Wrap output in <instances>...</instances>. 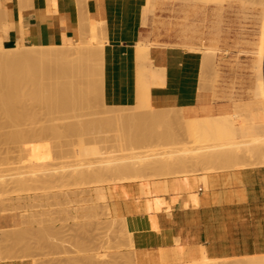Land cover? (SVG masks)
<instances>
[{"label":"rangeland","instance_id":"obj_1","mask_svg":"<svg viewBox=\"0 0 264 264\" xmlns=\"http://www.w3.org/2000/svg\"><path fill=\"white\" fill-rule=\"evenodd\" d=\"M263 8H264V6L262 5L261 2H256L254 0H223L222 2H218L217 0L210 1V2L206 1V0H147V3L144 7V12H143V14H144V25H145V37L142 40H140L138 43V44L141 43L140 44L141 46L137 44V48L140 47L139 48L140 51L137 50V52H138L137 54L139 55L138 56V68H139V74H140V78H141L140 85H142V86L145 85L146 88L149 87L152 89V86L157 85V84H164L165 80H166V68L165 67H158V66L154 65L152 58L151 57L147 58L150 55V52L148 53V51H150V49L152 47H154V46L180 47V48H184L185 50H190V51L194 50V52L198 51L202 55V58H204L202 60V68H201V74H200L201 75V89L204 91H207L209 93H212L213 99H215V100H237V99H242L244 97L254 98L253 91H254V88L256 85V75H255L256 72L253 68L254 67L253 65L255 64L254 61H256V59L259 56L261 46H263V49H264V35H262V31H263L262 30L263 29L262 18H263V10H264ZM231 11H234L239 16H242L239 23H238V26H239L242 33H239L238 35H234V36L231 34L232 27L228 24V22L226 20L228 12H231ZM211 13H213V19H210ZM79 33L78 34L80 35V38H79V35H77V38L75 40H73V41L70 40L69 42H67L63 45H55L54 49L57 52V54H64L65 56H67V58H69L71 60H76L77 58H79V56L82 55L83 50L86 51V49L88 50V49L92 48L90 50H92V52L94 51L96 53H94V54L92 53L90 58L87 61V65H89L90 67L87 66V68H86V69H88L87 73L89 75L86 73V75H87L85 77L86 83L84 84V86L86 85V88L88 87L89 84H90L89 88L91 86H94L92 89L93 91L96 88L95 85H97L96 89H98V90H99V88L103 89V87L100 86L101 84H98V83H100V80H99L100 76H97V74H96V76L98 77V80H99V82H98V80H95V78H94L96 76H94L95 74L93 73V71L95 72L96 68L100 67L99 69H97V71L99 70V72L101 73V65H100L101 61L100 60L102 58L101 56L104 55V47H105V43L107 41L106 35L104 32V22H102V21L90 22V21H87L86 18H83V20L80 24ZM260 41H261V43H260ZM145 44L150 49L146 46H145L146 47L145 48L143 46ZM51 45H52L51 47L48 45V47L50 49H52V47H54L53 44H51ZM30 47H32V46H30ZM36 47L42 48L41 46H39V47L36 46ZM45 47H47V45H45ZM84 47H87V48L85 49ZM88 47H90V48H88ZM141 47H144L145 51H144V48L142 49ZM19 48L23 49V47L22 48L19 47ZM90 52H86V53L89 54ZM53 53L56 54L54 51H53ZM90 61H92V62H90ZM98 61H100V62H98ZM94 62H95V64H93ZM96 63H97V65L99 63V66L95 67ZM91 66H93L92 67V70H93L92 73L89 70V69H91ZM97 71L95 73H98ZM100 73H98V75ZM91 75L94 76L92 78V79H94V81H91L92 79L89 78ZM88 78H89V80H88ZM90 81L92 83L93 82L94 83L97 82V83L92 85V83H90ZM98 86H99V88H98ZM89 88H88V90H89ZM102 89L99 90L100 93H101ZM98 90H95L94 92L97 93ZM90 91H91V89H90ZM93 91L90 92L92 94H90V98H89L90 106L88 108L81 110V111L76 110V109L75 110L72 109L68 113H64L65 116L62 114L61 116L57 115V117H51V116L44 115L43 112L41 111L42 113L41 112L37 113L39 115L36 114L35 116L32 117L33 119L30 118L31 120L25 119V120L20 121L21 125H19V126L17 125V124H19V122H15V123L9 122L8 123V122H6L7 120L0 117V120H1L0 121V157H1L0 158V167L2 168V169L0 168V171H1V173H0V190L2 191V192L0 191V207H3V206L6 207V208L5 207L0 208L2 210V211L0 210V220H1L0 231L2 232V230H7L9 234H12L14 232L12 229H14V230L18 229V230H16L18 233H19V231H20V233L24 231V232H26V233L23 232L25 235L30 234L32 236V237L30 235L25 236V235H23V233L18 234L16 231H15L14 235L12 234L10 236H8L9 234H7V231L6 232L3 231V233L0 232L1 237H2V234L7 235V236L3 235L4 237H8V239L2 237L4 240H6L4 242H7V245L4 242H2L3 239L0 237V247L2 246L1 245L2 243L4 244L0 248V250L3 252L2 253L0 251L1 257L4 259H9V260L24 261V262H26V264H260V262L262 264H264V254L248 255V256H242L239 258H213L207 254L204 245H201L199 247V250L197 253L191 254L189 261H187V260L186 261H182V260L181 261H169L168 255L166 253V248L164 247V244H165V242L167 243L169 237L167 235L163 234V232L159 226L157 214L153 213V212L157 211L161 206L157 209L146 210V219H144V220H138V216L130 217V216L120 215V213L116 210L115 204H114L116 201L117 191L120 188H122L126 183H132L133 182V183L141 184V181H139V180L134 181L132 179V177H130L131 179L127 178V181L124 182L125 179H123L124 181L123 180L120 181L121 178H124L121 175L108 174V172H106L107 174H105L104 172H105V170H107V168L106 169H104V168L107 167L109 164L106 165L108 162L106 163V162H102V161H105L107 159L106 157L126 158L125 159V160H127L126 162L131 164V162L132 163H134L135 161L139 162L140 161L139 159H141V158H142L141 161L142 160L147 161V160H149V158L151 160H152V158H154L156 160V159H161L163 156H164L163 158H165V155H166V157L167 156H169V157L173 156V159H175V158L178 159V158L184 157V156L182 157V154L185 155L186 157L191 156L193 154H194V156L198 154L199 157H197L198 158V160L196 161L197 164L195 163L193 166L192 165L189 166V169L191 170V168H192V170H193L192 172L194 174L191 173V175H190L189 174L190 172H189L188 175H187V173H185V175H183L184 173L181 174L182 171L180 170L181 172L178 174L179 176L175 175L173 177L169 176V177H164V178H157L154 175L157 178V179H154L153 174L155 173V171H153V169H150V170L146 171L147 174L149 173V178H147V179H150V180H164V179H176V178L181 179L185 176H189L191 178L198 180V183L201 182V184L204 185V183L207 184L209 182V175L210 174L220 171L219 170L220 168L217 167V164L222 165V162H221V164L216 163L219 160L214 162V160L218 159L219 156H218V158L215 156L216 159L212 160L213 162H211L210 159L213 156V154H212V156H210V159H209L208 157H206V155L208 156V154H206V153L204 154L205 159L203 160V158H204V157H202L203 152H206L205 150H211L213 152L214 148L218 149V150L219 149L222 150L225 147H232V146L226 144L227 142H225V145H227V146H224L223 140H222V143H221V140H217V141L216 140H209V141L204 140V141H202L199 139L196 140L192 136H189V134H190V133H188L189 127H187L186 125L189 126V118H188L187 114H190V113L184 111L183 108H160L161 110L166 109L167 111H165V113H163V117L161 115H159L160 113L158 114L161 118L158 116L157 117L158 119L156 117H155L156 119H154V117H153V119L155 121L157 120L159 122L156 121L157 122L156 123L153 120H151L152 123H154V126L152 127V125H151L152 128L150 126H148V127L151 128V130L153 128L154 129L152 131L149 129L150 131H148V132L150 134H146L148 132H144L145 135L144 134L143 135L145 137H144V139L143 138L142 139L143 140L146 139V140L143 141L142 139H140L139 143L140 142L141 143L137 144V142H138L137 134H133L132 132H127V133H129L127 135V133L124 132L125 129L123 128L124 126H127V125L122 124V122H121V124H119L120 119H118V118H120V117L112 116L117 111V109H118L117 106L114 105L116 107V111L114 113H111L113 108L112 109L108 108L109 106L107 107V104H105L104 102L100 103V102H102L100 97H102V99H103V93H101L102 96H100L99 95L100 93L98 92L99 94H97V95H99L100 97L97 96L98 98L95 99L96 97H93L95 94ZM143 91L144 90H141L142 94L144 93ZM141 93L138 92L135 103L129 105L132 109H129V110L124 109L125 113L123 114L124 110H122V108H121L122 111L120 110V112H122L123 116L128 115L129 112L130 113L128 116L131 115V112H132V114L140 113L141 114L140 116H142L143 113H145V112L146 113L148 111L152 112L153 111L152 108H154V111H156V113H157V109H159V107H156L153 105L151 97L149 98L151 100H149L148 98H145V97H147V95L145 96L143 94L145 96V97L143 96L145 98L143 100L145 101L147 99L148 102L150 101L149 102L150 104L148 103V105H147V103H146L147 101H145V105L141 104L142 100L140 102V100L138 99V97H139L138 94L141 95ZM87 96H89V95H87ZM91 102L93 105H91ZM139 102L141 105L139 104ZM99 103H100V105H99ZM254 103L255 102H253L252 105L246 104V105L233 107L234 112H236L237 109L251 110L254 106ZM126 106H128V105H126ZM121 107H123V106H121ZM130 107H128V108H130ZM97 108H99V109H97ZM102 108L103 109L107 108V109L104 111ZM124 108H126V107H124ZM155 108H157V109L155 110ZM87 109L89 112L87 111ZM108 109H110L111 112H109ZM40 110H43V109H40ZM85 110H86V113H84ZM114 110L115 109H113V111ZM73 112H75V113H73ZM97 112H99V113H97ZM161 112H164V111H161ZM69 113H70V115H69ZM81 113H82V116L80 115ZM116 113H118V112H116ZM122 114H121V117H122ZM150 114L151 113H149L148 115H150ZM246 114H248V113H246ZM67 115H69V116H67ZM145 115H147V114H145ZM148 115H147V117H148ZM45 116H47V118ZM106 116L108 117L107 118L108 120H111L112 117H116L115 119H118V120L116 121V120L112 119L114 121L109 122V121H107L106 118L104 119V117H106ZM119 116H120V114H119ZM128 116L127 117L125 116V117L129 118ZM136 116L138 117L139 115L137 114ZM49 117H51V118H49ZM59 117H60V119H59ZM99 117H102L104 119V122H99L98 125L100 128L98 127V125L95 128L92 124H96L98 122V120L100 119ZM132 117L134 118V115ZM151 117L152 116H150V118ZM126 118H125V120H126ZM122 119H124V117H122ZM122 119H121V121H122ZM134 119H133V122L134 121L136 122V120H134ZM24 121H25V123H24ZM105 121H107V122L105 123ZM118 121H119V123H118ZM186 121H187V123H186ZM4 122H6V123L4 124ZM92 122H95V123H92ZM149 122H147L148 125H150ZM50 123H53V125ZM83 123H84L85 127L86 126L89 127L87 129V131L81 129L84 127ZM104 123L106 125H104ZM108 123H110V124H108ZM155 123H156V128H155ZM72 125H73V127L71 128ZM102 125L104 127H102ZM115 125H116V128H114ZM48 127H50V128H48ZM57 127L60 130V132L58 130V134L57 133L54 134L55 131H57ZM75 127H78L79 129L75 128ZM92 127H94L95 129ZM19 128H21V130H19ZM45 128H47L48 130ZM103 128H104V130H103ZM108 128H109V130H108ZM42 129L45 131L43 132ZM80 129H81V131H80ZM114 129H116V130H114ZM46 130L49 133L46 132ZM95 130H97V131H95ZM121 130L123 131V133L120 134V132H122ZM154 130H155V132H154ZM26 132H29L30 134L33 133L34 136L30 135L31 136L30 137L28 135L29 133H26ZM41 132H43L44 135L46 133V137L47 136L48 137L45 138L43 136L44 139H42V135L40 134ZM51 132H53V133H51ZM71 132H73V134ZM171 132H173V133H171ZM238 132H239L240 137H238L237 138L238 140L236 139L235 141H239V140L241 141L242 140L241 144L242 143L245 144L244 139L251 138V137H245V136L243 137V133H244L243 129H241ZM5 133L8 136H6ZM23 133H25V135ZM36 133H39L38 134L39 136H37ZM50 133H51V136H50ZM80 133H81V136H80ZM117 133H119L121 136L122 135L126 136V137L122 136V139H127V140L126 141L123 140L121 143V141L118 140L121 137ZM130 133H132L133 135L132 134L130 135ZM155 133H157V134H155ZM26 134L28 135L29 138H26L27 137ZM158 134L159 135L161 134V137ZM10 135H11L12 139L10 138ZM14 135H16V136L18 135V137H16V136L14 137ZM62 135H63V137H62ZM114 135H116V136H114ZM134 135L136 136V138L134 137ZM146 135H148L149 137ZM167 135H169V136H167ZM239 135L237 134V136H239ZM96 136H97V138H96ZM100 137H101V139H100ZM88 138H90V139H88ZM103 138L105 139V141ZM165 138H167V139H165ZM26 139H28V140H26ZM85 139H87V140H85ZM148 139H150V140H148ZM89 140L92 142H89ZM7 141H9V142H7ZM108 141H110V142H108ZM58 142H61V143L58 144ZM134 142H136V144ZM214 142L218 145H216ZM192 143H193V145H192ZM248 143H246V144H248ZM52 144H54V145H52ZM201 144H204V145H201ZM241 144H238V145H241ZM186 145H188V146L186 147ZM244 146H246V145H244ZM72 147H73V149H72ZM95 147L96 148L98 147V149H100V150L102 149L100 151L101 153H98L99 151L97 152L98 154L97 153H94V154H88L87 153L88 150L93 151V148H95ZM146 147H148V148H146ZM24 148L25 149L31 148V149H30V151H28L27 149L25 150ZM185 148H188L189 150H186ZM247 148H245V150H246L245 151L244 148L241 147L242 151H245L246 153L248 152V154H247V156H248L251 154L252 151H250V154H249V151L247 150ZM125 149H127V150H125ZM233 149L230 148L231 151ZM239 149H236V151L239 152ZM241 149H240L241 159L243 158L242 160H247L246 158H248L249 156L246 158L243 157L244 152L241 156V153H242ZM134 150H136V151H134ZM163 150H164V153H163ZM221 150H219V151H221ZM1 151L3 153H1ZM4 151H5V153H4ZM156 151L159 153V155H160V153H162L163 156L162 155L158 156V153H156L157 155L152 154L154 157L152 155H150L151 153H155ZM211 151H210V153H211ZM215 151H217V150H214V152ZM234 151L235 150H233L232 152L234 154L238 155V153H236ZM27 152H30V153L32 152V153L30 154ZM72 152H73V154H72ZM121 152H122V154H121ZM169 152L170 153L172 152V153L169 154ZM197 152H199V153H197ZM167 153L169 155H167ZM64 154H66V155H64ZM67 154H68V156H67ZM129 154H131V155H129ZM147 154H149L150 156H148ZM234 154H232V155L234 156ZM252 154H251V156H252ZM29 155H31V156H29ZM97 155H98V157H97ZM103 155L105 157H103ZM146 155H147V158L145 159ZM254 155H255V152H254ZM134 156H136V158ZM233 156H232V159L234 158ZM256 156L259 157L258 154ZM4 157L7 158V159L5 158L6 161L3 160ZM27 157L28 158L30 157L29 159H31V157H34L33 160L32 159L31 160L32 161L35 160L34 161L35 163L30 162L31 160L29 161V159ZM60 157H62V158H60ZM132 157H134V159H132ZM201 157H202V159H201ZM215 157H213V158H215ZM227 157L230 158L231 156L228 155ZM252 157H249V158L252 159ZM70 158H72V159H70ZM85 158H87V160H85ZM1 159L4 162H6L8 165L6 163L4 164L3 161L1 162ZM20 159H22V160H20ZM79 159H81V160H79ZM241 159L236 158V160L234 161V165L237 167H241L240 164H244V166L251 164V163L246 162L247 165H245V163H241L242 162ZM260 159H262L261 162L263 164V157ZM125 160H120L119 162H121V161L123 162ZM221 160H223V158ZM22 161H24V162H22ZM60 161L62 164L60 163ZM92 161H95V164H93V165H97V166L99 165V167L95 166L96 169L97 168H99V170L103 169V171L102 170L99 171L98 169H97L98 170L97 171V170H95V168L93 166H92L93 168L90 167L93 163ZM232 161L233 160H231V162ZM238 161H241V162L238 163ZM8 162H10V164ZM21 162L23 163V165ZM90 162H91V164H90ZM224 162H226V161L224 160L223 163ZM236 162H237V164H235ZM24 163H26L28 165H26ZM83 163H85V164H83ZM128 163H126V164H128ZM34 164H38V165H36L37 166L36 168L39 171H37L35 169L34 170L32 169L30 171V168L31 167L33 168ZM46 164H47V166H49L51 164L49 166L50 169L47 166H45V167H47V168H45L46 170L42 169V168L41 169L38 168L39 165H46ZM81 164H83V166ZM189 164H191V163H189ZM224 165H225V163L222 166H224ZM234 165L233 166L226 165V166H224V169L222 168V170H225V168H229V167H230L229 169H231L233 167L236 168ZM15 166H19V167L17 168ZM198 166H199V168H197ZM201 166H202V168H201ZM20 167H22V168H20ZM89 168L91 171L94 169L95 172H94V170H93V172L95 174H96V172H100V173L103 172V173H101L102 177L99 176L100 178H97V176L95 177V175L92 176L93 174L91 176L90 175L84 176L83 174H81L82 171L84 172L85 170H87V172H89L90 171ZM6 170H8V171L6 172ZM32 171H34V172L36 171V174ZM64 171H66V172H64ZM20 173H22L23 176L20 175ZM52 173L53 174L55 173V174L53 175ZM57 174H58V176H57ZM60 175H62V176H60ZM34 176H36L38 178L37 180H40V181H35V183H34L33 181H31V179H29L30 180L29 183L27 182V184H25L26 182L25 183L23 182L25 179L24 177L34 178ZM87 176H89V177H87ZM129 176L130 175H128V177ZM152 176H153V178H152ZM36 177L32 180H36ZM94 177H95V179H94ZM113 177L115 178V181H114ZM16 178H17V180L23 179V181L21 180L22 182L20 181L21 184L23 183L22 187H21L20 183H18V185H16L17 183L13 184V180L15 182ZM27 178L25 181H27ZM54 179H56V180H54ZM98 179L101 181L98 182ZM102 179H107V181L102 180ZM108 179H110V180H108ZM112 179H113V181L111 182ZM147 179H144L143 181L145 182V180H147ZM51 180H53V182ZM206 181H207V183H206ZM11 183H12V185H10ZM97 184H99V185H97ZM1 186H3V187H1ZM11 186L14 189H12ZM19 186H20V189H19ZM26 186L28 187V189L26 188ZM36 186H37V188H36ZM207 186H209V183L206 185V187ZM72 187H74V188H72ZM17 188H18V190H17ZM96 188H101L103 190H106L108 195H109L108 200H106V201L104 200L105 202H103V200L98 199ZM114 188H116V190ZM87 189H89V190H87ZM5 190L6 191L8 190V191L6 192ZM83 190H85V191L83 192ZM70 191L72 192L73 195L70 193ZM73 191H75V194L73 193ZM87 192H88V194H87ZM49 193L50 194L52 193V194L48 195V197H47V194H49ZM53 193H55V195L58 197L54 198L53 196H55V195H53ZM64 193H65V195H64ZM58 194H60V195H58ZM42 195H44V199H43ZM28 196H30V197H28ZM41 196H42V198L40 200ZM50 196L52 197L51 199H50ZM20 197H22V199H25V200H22V199L19 200ZM33 197H35L34 198L35 200L33 199L31 201V198H33ZM86 197L89 199V201H87V203L85 202ZM13 198L15 201L12 200ZM38 198H39V200H38ZM80 199H81V201H80ZM16 200H17V202H16ZM59 201H61V202H59ZM3 202L5 203V205L2 204ZM46 202H48V203H46ZM40 203L42 205L44 203V205L42 206ZM34 204L37 207L39 205L40 206L37 208L34 206ZM60 204H63V205H60ZM102 204H103V206L107 205V207H105V206L103 207ZM17 205L20 208H18L16 211ZM23 205L26 209L27 208L28 209L26 210V209L22 208ZM29 205L31 208H29ZM52 205H54V206H52ZM94 205H96V206L98 205V206L96 207ZM94 208H96L97 210ZM63 209H66V211H64L66 213L62 212ZM46 210L48 212L47 213L48 215L45 212ZM75 210H77V211H75ZM35 211L36 212L39 211L38 212L39 214L36 213ZM43 212H44V214H43ZM30 214L33 217H31ZM86 214H88V215H86ZM37 215H38V217H37ZM39 215H42L43 217L39 216ZM84 215H85V217H84ZM22 216H24V217H22ZM49 217L51 219H49ZM90 217H92V218H90ZM31 218H32V221L30 220ZM122 218H124V219L122 220ZM131 218L132 219L134 218V219L131 220ZM33 219L34 220L36 219V220L34 221ZM37 220L40 222H37ZM49 220H51V221H49ZM119 220H121V221H119ZM2 221H3V223H2ZM27 221H28V223H26ZM43 221H45V222H43ZM81 222L84 224H80ZM85 222H86V224H85ZM37 223H40V224L38 225ZM38 226H40V228ZM41 227H45V228L42 229ZM46 227H48V228H46ZM19 228H21V229H19ZM25 228H26V231H25ZM31 228H32V230H31ZM54 229H55V231H53ZM147 229H150L153 231L152 235L145 233V231ZM21 230H23V231H21ZM28 230H29V232L27 233ZM30 230L32 231V233ZM33 230H35L36 232H39V233H35ZM41 230H43V231H41ZM48 230L51 233H49ZM56 230H58V232ZM46 231L48 232V234L46 233ZM56 232H57V234H59V236L56 234ZM49 234L51 235V238L57 236V238L55 237L56 240H55V238H53L55 242L53 241V239H50L52 241L49 240V238H48V237H50ZM19 235H21L23 237H21V236L19 237ZM35 235H38V237L36 238ZM33 236H35V238ZM9 237L12 239V241L9 240L10 239ZM25 237H26V239H28L29 237L30 238L28 240H26ZM43 238H45V239L43 240ZM62 238H64V240ZM151 238H154L153 240L159 245L157 250H151L148 248L147 245L150 243H153V240H151ZM31 239L32 240L35 239V241H31ZM36 239H37V242H36ZM46 239H47L48 243H47ZM13 240L15 241L16 245L18 244L19 247L15 246V245L13 247V245H10L12 242H14ZM25 240L27 242H25ZM38 240H40V241H38ZM49 241L51 243H49ZM20 242H22L23 244ZM24 242H25V245H28V243L31 242V243H29V245L33 244L34 247L31 245L33 248H31V246H30V248L28 249L29 245L25 246ZM38 242H40V243H38ZM63 242H64V244H62V245H64V247L62 245H60V243H63ZM79 242H81V243H79ZM42 243H43V248L41 246ZM52 243H53V245H52ZM73 243H76V244L73 245ZM19 244H22L23 246L22 245L20 246ZM34 244H38L40 246H38V245L35 246ZM54 244H56L57 246ZM74 246L76 249L74 248ZM9 247H10V249L12 248L11 249L12 251H10ZM20 247L22 250L20 249ZM3 248L6 250H4ZM17 248H19V249H17ZM23 248H24V250H23ZM52 248L55 250V252L53 251L54 254L51 251V250H53ZM61 248L64 250H62ZM78 248H80V249H78ZM82 248H83V250H82ZM7 249H8V251H7ZM32 249H33V251H32ZM69 249H71V250H69ZM13 250L16 252H14ZM18 250H21V252ZM27 250H29V252H31V253L27 254ZM78 250H82L83 252L80 253L81 251H79V253H77ZM6 251H7V253H6ZM15 253H17L18 256ZM24 253L26 254V256ZM7 254L9 256L14 255L16 257L10 258ZM81 255H83V257H81ZM24 257H27V258H24Z\"/></svg>","mask_w":264,"mask_h":264},{"label":"crops","instance_id":"obj_2","mask_svg":"<svg viewBox=\"0 0 264 264\" xmlns=\"http://www.w3.org/2000/svg\"><path fill=\"white\" fill-rule=\"evenodd\" d=\"M146 3L147 0H0V45L6 48L63 45L77 38L83 18L90 22L102 21L107 39L103 66L105 104L131 105L135 103L141 82L137 44L145 37ZM241 17L234 11L227 14L233 36L242 33L238 26ZM151 58L154 65L166 68L165 83L151 89L156 107L183 108L192 115H215L221 107L252 105L255 100L249 97L215 100L212 93L202 90L203 58L198 51L154 46ZM256 111L261 109L239 113ZM243 130V136L254 134L247 121ZM261 161L247 158L251 164L212 173L208 187L195 181L191 191L184 190L179 178L157 180L154 196L163 198L164 203L153 213L157 214L163 234L169 237L164 244L169 261H189L201 245L213 258L264 254V165ZM123 187L117 191L114 203L120 215L146 214L138 203L143 196L141 184L132 182ZM124 189L129 191L126 193ZM145 233L152 235L153 231L147 229ZM147 246L157 250L159 245L153 240ZM0 264L26 262L4 259L0 252Z\"/></svg>","mask_w":264,"mask_h":264},{"label":"bare ground","instance_id":"obj_3","mask_svg":"<svg viewBox=\"0 0 264 264\" xmlns=\"http://www.w3.org/2000/svg\"><path fill=\"white\" fill-rule=\"evenodd\" d=\"M206 1H214V0H206ZM218 2H222L223 0H217ZM254 1H256V2H261L262 3V5L264 6V0H254ZM24 4H25V2H24ZM1 5V4H0ZM1 9V8H0ZM264 9V8H263ZM11 10V9H10ZM50 12V11H49ZM2 18H0V20H1ZM14 21V20H13ZM2 22V21H1ZM0 22V23H1ZM262 26H263V31H262V35H264V10H263V18H262ZM1 28V27H0ZM261 33V32H260ZM80 34V33H79ZM78 34V35H79ZM79 38H80V35H79ZM139 43V42H138ZM260 43H261V41H260ZM141 44V43H140ZM140 44H138V45H140ZM143 44V43H142ZM150 44V43H149ZM54 45V44H53ZM15 46V45H14ZM50 47L52 46V45H49ZM141 46V45H140ZM144 47L146 46V47H148L146 44L145 45H143ZM39 47V46H38ZM42 48H37L36 46H32V47H23V49H20L19 47H13V48H6V47H3V46H1L0 45V117H2V118H4L5 120H7L6 122H19V124H17L18 126L19 125H21L20 124V121H22V120H27V119H33L32 117L33 116H35L37 113H40L41 111L43 112V114L44 115H47V116H51V117H57V115H59V116H61L62 114L64 115V113H68L70 110H72V109H76V110H79V111H81V110H84V109H86V108H88L89 106H90V100H89V98H90V94H92V93H90L91 91H93L92 89H93V87L94 86H91L90 88H89V86H90V84L88 85V87L86 88V85L84 86V84L86 83L85 82V77L87 76L86 75V73H87V70L88 69H86L87 68V66H89V65H87V61H88V59L90 58V56H91V54L93 53H96V52H92V50H90V49H92V48H90V47H88V48H90V49H86L87 47H84L85 49H86V51H82V55L81 56H79V58H77L76 60H71V59H69V58H67V56H65L64 54H57V52L55 51V45H54V47H52V49H50L49 47H48V45H47V47H43V46H41ZM144 47H141L142 49L144 48ZM145 47V48H146ZM191 47V46H190ZM189 47V48H190ZM22 48V47H21ZM140 48V47H139ZM139 48H137V50L138 51H140V49ZM145 48H144V51H145ZM149 48V47H148ZM147 48V49H148ZM25 49V50H24ZM27 49V50H26ZM150 49V48H149ZM152 49V48H151ZM151 49H150V51H148V53L150 52V55L147 57V58H150L151 57ZM192 49V48H191ZM261 50H260V53H259V56H258V58L256 59V61H254L255 62V64L253 65L254 67V70H255V72H256V85H255V88H254V91H253V95H254V106H253V108L252 109H256V108H260L261 109V111H256V112H252V113H248V114H246V113H239L240 111H242V109H238L236 112H234V108H231V109H227V108H224V107H221V108H219V110H218V113H216L215 115H192L191 113L190 114H187L188 115V118H189V126L188 125H186L187 127H189V131H188V133H190L189 134V136H192L194 139H199V140H202V141H204V140H206V141H209V140H221V143H222V140H223V145L224 146H227V145H225V142H227L226 144H228V145H230V146H232V147H225V148H223L222 150L221 149H219V150H221V151H219L218 149H215L214 148V150H217V151H215L214 152V150H213V152L211 151V150H205L206 152H203V155H202V157H204L203 158V160L205 159V153L206 154H208V156L206 155V157H208L209 159H210V156H212V154H213V156L211 157V159H210V161L211 162H213L212 160H214V159H216V157L218 158V156H219V158L218 159H216V160H214V162L215 161H218V162H216V163H220L221 164V162H222V165L225 163V165L224 166H226V165H228V166H233L234 165V161L236 160V158H238V159H241V157H240V149H241V147H243L244 148V150H245V148H247V150L249 151V154H250V151H252L251 152V154H252V156L254 155V152H255V157L254 158H262L263 157V164H264V49H263V46H261V48H260ZM52 50V51H51ZM91 52H90V51ZM53 51L56 53V54H54L53 53ZM194 51V50H193ZM86 52H90L89 54H87ZM84 53V54H83ZM86 53V54H85ZM138 53V52H137ZM145 53V52H144ZM138 55V54H137ZM144 55V54H143ZM139 56V55H138ZM102 58H101V63H100V65H101V73L99 72V70L97 71V69H99L100 67H98V68H96V70H95V72L97 71L98 73H100L99 75H98V73H95L93 70H92V67L93 66H91V69H89L90 71H91V73H92V71H93V73L95 74L94 76H96V74H97V76H100V83H98V84H101L100 86L101 87H103L104 88V86H103V66H104V55L103 56H101ZM204 57V56H203ZM204 59V58H203ZM100 61H98V62H100ZM90 62H92V61H90ZM89 63V62H88ZM93 64H95V62L93 63ZM92 65V64H91ZM96 66H99V63H98V65H97V63H96V65H95V67ZM90 67V66H89ZM89 71V72H90ZM90 73V74H91ZM88 74V73H87ZM89 75V74H88ZM94 76H90L89 78L90 79H92ZM94 77L95 78V80H98V77ZM89 78H88V80H89ZM99 80H98V82H99ZM87 81V80H86ZM91 81H94V79H92ZM90 81V83H92ZM97 83V82H96ZM96 83H92V85L93 84H96ZM96 86V88H97V85H95ZM88 88H89V90H88ZM95 88V90H98V89H96ZM98 88H99V86H98ZM149 88V87H148ZM146 88V86L145 85H139V90H138V92H140L141 93V90H144L143 92V94L146 96L147 95V97H145L142 93H141V95L140 94H138L139 95V97H138V99L140 100V102H141V100H142V102H141V104L142 105H145V101H147V99L144 101L143 99H145V98H150L151 97V88ZM90 89H91V91H90ZM102 89V88H101ZM100 88H99V90H101ZM94 90V91H95ZM97 91V93L96 92H94L95 94H94V96L93 97H96L95 99H97L98 97L97 96H102V94L101 93H103L104 91V89H102V91H101V93H100V91ZM100 94H99V93ZM97 94H99V95H97ZM87 95H89V96H87ZM96 95V96H95ZM92 96V95H91ZM99 96V97H100ZM145 98H144V97ZM103 97H105V96H103ZM143 97V98H142ZM100 99L102 100V102H100V103H105V98H103L102 99V97H100ZM99 99V100H100ZM100 100V101H101ZM149 100H151V99H149ZM92 101V100H91ZM95 101V100H94ZM98 102V101H97ZM96 102V103H97ZM140 102H139V104H140ZM150 102V101H149ZM148 101L146 102L147 103V105H148V103H149ZM100 103H99V105H100ZM140 104V105H141ZM150 104V103H149ZM91 105H93L92 104V102H91ZM154 105V104H153ZM116 106V105H115ZM114 105H113V107L112 106H109L108 107V105H107V107L108 108H113V109H115L114 111H113V109H112V112H111V110L110 109H108L109 110V112H111V113H114L115 111H116V107H115ZM124 107H126V108H124ZM128 107H130L129 105L128 106H123V107H121V106H117V111L116 112H118L119 114H120V116H119V114L118 113H114L112 116H118V117H120V118H118V119H120L119 121H120V123H119V121H118V123L119 124H121V122H122V124H126L127 126H122L124 129H125V131L124 132H132L133 134H137V139H138V142H137V144H140L139 143V140L140 139H144V132H148V131H150L151 130V128L154 126V123H152V121L151 120H153L154 122H156L154 119H156L159 115H161L162 117H163V113H165V111H167L166 109H157V108H155V110L157 109V113H156V111H154V108H152L153 109V113L152 112H149L148 110V112L149 113H151L150 115H148L149 113L147 112H145V113H143V115L142 116H140L141 114L140 113H137L139 116L137 117L136 115V113H134V114H132V112H131V115L130 116H128L129 115V113H128V115H125L126 117L128 116L129 118H126L125 116H123V114L125 113V110L124 109H127V110H129V109H132L131 107L130 108H128ZM91 108V107H90ZM94 108V107H93ZM121 108H122V110H124L123 111V114H122V112H120V110H121ZM40 109H43V110H40ZM97 109H99V108H97ZM103 109V108H102ZM107 109V108H106ZM106 109H103L104 111L106 110ZM121 110V111H122ZM87 111H88V109H87ZM91 111V110H90ZM99 111V110H98ZM160 111V112H159ZM161 111H164V112H161ZM41 112V113H42ZM89 112V111H88ZM93 112V111H92ZM72 113V112H71ZM73 113H75V112H73ZM80 113V112H79ZM84 113H86V110H85V112ZM91 113V112H90ZM97 113H99V112H97ZM103 113V112H102ZM160 113V114H159ZM162 113V114H161ZM118 114V115H117ZM121 114H122V117H124V119H122V117H121ZM127 114V113H126ZM136 114V115H135ZM145 114H147L148 115V117H147V115H145ZM154 116H153V115ZM159 114V115H158ZM37 115H39V114H37ZM69 115H70V113H69ZM69 115H67V116H69ZM81 116H82V113L80 114ZM85 115V114H84ZM134 115V118L132 117ZM145 115V116H144ZM165 115V114H164ZM47 116H45L46 118H47ZM65 116V115H64ZM75 116V115H74ZM109 116V115H108ZM150 116H152L151 118H150ZM51 117H49V118H51ZM116 117H112L111 118V120H108L107 118V116L106 117H104V119L106 118L107 119V121H109V122H111V121H114V120H118V119H115ZM153 117H154V119H153ZM156 117V118H155ZM160 117V116H159ZM35 118V117H34ZM37 118V117H36ZM62 118V117H61ZM100 119L98 120V122L96 123V124H92L95 128L97 127V125L99 124V122H104V119L102 118V117H99ZM102 118V119H101ZM110 118V117H109ZM125 118H126V120H125ZM161 118V117H160ZM159 118V119H160ZM30 119V120H31ZM59 119H60V117H59ZM112 119H114V120H112ZM121 119H122V121H121ZM128 119V120H127ZM133 119L134 120H136V122L134 121L133 122ZM149 119V120H148ZM158 119V118H157ZM55 120V119H54ZM53 120V121H54ZM81 120V119H80ZM101 120V121H100ZM103 120V121H102ZM132 120V121H131ZM1 121V120H0ZM79 121V120H78ZM90 121V120H89ZM93 121V120H92ZM107 121H105V123L107 122ZM150 121V122H149ZM245 121H247V123L248 124H250V127L252 128V130H253V132H254V134L253 135H251V136H245V137H251V138H249V139H244L245 140V144H241V142H242V140L240 141H235L238 137H240V135H239V132L238 131H240L241 129H243V124H245ZM6 122H4V124L6 123ZM29 122V121H28ZM77 122V121H76ZM83 122V121H82ZM81 122V123H82ZM86 122V121H85ZM84 122V123H85ZM147 122H149L150 123V125H148V123ZM157 122H159V121H157ZM156 122V123H157ZM7 123V124H8ZM24 123H25V121H24ZM54 123V122H53ZM53 123H50V124H52L53 125ZM84 123H83V125H84ZM92 123H95V122H92ZM104 123V125H106ZM116 123V122H115ZM134 123V124H133ZM156 123H155V128H156ZM186 123H187V121H186ZM28 124V123H27ZM26 124V125H27ZM72 124V123H71ZM90 124V123H89ZM108 124H110V123H108ZM118 124V125H119ZM159 124V123H158ZM25 125V126H26ZM36 125V124H35ZM75 125V124H74ZM80 125V124H79ZM101 125V124H100ZM117 125V124H116ZM116 125L114 126V128H116ZM151 125H152V127H151ZM113 126V125H112ZM148 126H150L151 128H149ZM51 127V126H50ZM50 127H48V128H50ZM73 127V125L71 126V128ZM87 127V126H86ZM85 127V125H84V127L83 128H81L82 130H86L87 131V129L89 128V127H87L86 128ZM94 127H92V128H94ZM98 127H99V125H98ZM102 127H104L103 125H102ZM120 127V126H119ZM22 128V127H21ZM21 128H19V130H21ZM43 128V127H42ZM70 128V127H69ZM70 128V129H71ZM75 128H78V127H75ZM94 128V129H95ZM100 128V127H99ZM110 128V127H109ZM109 128H108V130H109ZM168 128V127H167ZM45 129H47V128H45ZM69 129V130H70ZM79 129V128H78ZM77 129V130H78ZM81 129H80V131H81ZM98 129V128H97ZM106 129V128H105ZM113 129V128H112ZM121 129V128H120ZM150 129V130H149ZM154 129V128H153ZM152 129V130H153ZM40 130V129H39ZM48 130V129H47ZM46 130V132H48ZM58 127H57V131H55V133L54 134H58ZM65 130V129H64ZM72 130V129H71ZM90 130V129H89ZM103 130H104V128H103ZM114 130H116V129H114ZM123 130V129H122ZM121 130V131H122ZM151 130V131H152ZM16 131V130H15ZM14 131V132H15ZM42 131L44 132L45 130H43L42 129ZM76 131V130H75ZM79 131V132H80ZM95 131H97V130H95ZM102 131V130H101ZM171 131V130H170ZM13 132V133H14ZM19 132V131H18ZM23 132V131H22ZM25 132V131H24ZM31 132V131H30ZM43 132H41L40 134L42 135V139H44L43 138V136L45 137V138H47L46 137V133H45V135L43 134ZM59 132H60V130H59ZM64 132V131H63ZM93 132V131H92ZM104 132V131H103ZM120 132V131H119ZM154 132H155V130H154ZM238 132V133H237ZM11 133V132H10ZM9 133V134H10ZM12 133V134H13ZM26 133H29V132H26ZM35 133V132H34ZM49 133V132H48ZM51 133H53V132H51ZM51 133H50V136H51ZM72 134H73V132H71ZM121 133H123V131L122 132H120V134ZM132 133H130V135L132 134ZM153 133V132H152ZM163 133V132H162ZM171 133H173V132H171ZM6 134V133H5ZM11 134V135H12ZM16 134V133H15ZM18 134V133H17ZM24 135H25V133H23ZM37 134V136H39L38 134L39 133H36ZM60 134V133H59ZM65 134V133H64ZM96 134V133H95ZM117 134H119V133H117ZM119 134V135H120ZM129 133H127V135H128ZM132 134V135H133ZM144 134V135H143ZM146 134H150L149 132L148 133H146ZM155 134H157V133H155ZM237 134L239 135V136H237ZM11 135H10V138H11ZM20 135V134H19ZM27 135V134H26ZM29 136L30 135H33L34 136V134L32 133V134H28ZM28 135H27V137L26 138H29L28 137ZM48 135V134H47ZM85 135V134H84ZM126 135V134H125ZM159 135V134H158ZM6 136H8L7 134H6ZM5 136V137H6ZM13 136V135H12ZM16 135H14V137H15ZM22 136V135H21ZM32 136V137H33ZM74 136V135H73ZM80 136H81V133H80ZM83 136V135H82ZM114 136H116V135H114ZM122 136H124V135H122ZM122 136L120 135V137L121 138H117L118 140H120L121 141V143H122V141L123 140H127V139H122ZM146 136H148V135H146ZM160 137H161V134L159 135ZM167 136H169V135H167ZM173 136V135H172ZM16 137H18V135L16 136ZM20 137V136H19ZM31 137V136H30ZM62 137H63V135H62ZM61 137V138H62ZM111 137V136H110ZM119 137V136H118ZM124 137H126V136H124ZM123 137V138H124ZM130 137V136H129ZM128 137V138H129ZM134 137L136 138V136L134 135ZM149 137V136H148ZM147 137V138H148ZM155 137V136H154ZM158 137V136H157ZM244 137V136H243ZM3 138V137H2ZM1 138V139H2ZM40 138V137H39ZM57 138V137H56ZM59 138V137H58ZM67 138V137H66ZM96 138H97V136H96ZM113 138V137H112ZM133 138V137H132ZM169 138V137H168ZM173 138V137H172ZM191 138V137H190ZM242 138V137H241ZM6 139V138H5ZM12 139V138H11ZM18 139V138H17ZM41 139V138H40ZM88 139H90V138H88ZM94 139V138H93ZM100 139H101V137H100ZM104 139V138H103ZM108 139V138H107ZM111 139V138H110ZM134 139V138H133ZM142 139V140H143ZM165 139H167V138H165ZM9 140V139H8ZM26 140H28V139H26ZM35 140V139H34ZM85 140H87V139H85ZM141 140V141H142ZM146 140V139H145ZM145 140H143V141H145ZM148 140H150V139H148ZM147 140V141H148ZM226 140V141H225ZM238 140V139H237ZM249 140V141H248ZM16 141V140H15ZM46 141V140H45ZM61 141V140H60ZM97 141V140H96ZM104 141H105V139H104ZM111 141V140H110ZM110 141H108V142H110ZM116 141V140H115ZM119 141V142H120ZM154 141V140H153ZM194 141V140H193ZM249 143H248V142ZM3 142V141H2ZM1 142V143H2ZM7 142H9V141H7ZM35 142V141H34ZM89 142H92V141H90L89 140ZM95 142V141H94ZM118 142V141H117ZM133 142V141H132ZM219 142V141H218ZM55 143V142H54ZM59 143H61V142H58V144ZM78 143V142H77ZM120 143V144H121ZM128 143V142H127ZM135 144H136V142H134ZM215 143V142H214ZM246 143H248V144H246ZM56 144V143H55ZM87 144V143H86ZM132 144V143H131ZM144 144V143H143ZM212 144V143H211ZM216 144V143H215ZM238 144H241V145H238ZM52 145H54V144H52ZM76 145V144H75ZM74 145V146H75ZM110 145V144H109ZM127 145V144H126ZM145 145V144H144ZM192 145H193V143H192ZM196 145V144H195ZM201 145H204V144H201ZM216 145H218V144H216ZM222 145V144H221ZM220 145V146H221ZM234 145V146H233ZM236 145V146H235ZM244 145H246V146H244ZM57 146V145H56ZM61 146V145H60ZM73 146V145H72ZM128 146V145H127ZM126 146V147H127ZM135 146V145H134ZM133 146V147H134ZM188 145H186V147H187ZM223 146V147H224ZM238 146V147H237ZM240 146V147H239ZM39 147V146H38ZM53 147V146H52ZM62 147V146H61ZM122 147V146H121ZM192 147V146H191ZM195 147V146H194ZM201 147V146H200ZM217 147V146H216ZM237 147V148H236ZM19 148V147H18ZM69 148V147H68ZM96 148V147H95ZM95 148H93V151L92 150H88L87 151V153L88 154H94V153H97L98 151V153H101L100 151L102 150H100V149H98V147L95 149ZM111 148V147H110ZM146 148H148V147H146ZM198 148V147H197ZM230 148L231 149H233V150H235L234 152H236V153H238V155H236V154H234L231 150H230ZM239 149V152L238 151H236V149ZM8 149V148H7ZM20 149V148H19ZM25 149V148H24ZM27 149V148H26ZM25 149V150H26ZM30 149L31 148H29V149H27L28 151H30ZM37 149V148H36ZM72 149H73V147H72ZM186 150H189L188 148H185ZM21 150V149H20ZM69 150V149H68ZM96 150V151H95ZM115 150V149H114ZM123 150V149H122ZM125 150H127V149H125ZM150 150V149H149ZM156 150V149H155ZM185 150V151H186ZM204 150V149H203ZM23 151V150H22ZM32 151V150H31ZM74 151V150H73ZM134 151H136V150H134ZM161 151V150H160ZM209 151V152H208ZM210 151H211V153H210ZM230 151V152H229ZM246 151V150H245ZM245 151H242V149H241V156H242V154H243V152H244V154H243V157H252L251 156V154L250 155H248L247 156V154H248V152L246 153ZM104 152V151H103ZM102 152V153H103ZM149 152V151H148ZM168 152V151H167ZM190 152V151H189ZM188 152V153H189ZM217 152V153H216ZM1 153H3L2 151H1ZM4 153H5V151H4ZM22 153V152H21ZM20 153V154H21ZM27 153H30V152H27ZM26 153V154H27ZM32 153V152H31ZM30 153V154H31ZM97 153V154H98ZM105 153V152H104ZM103 153V154H104ZM130 153V152H129ZM151 153V152H150ZM156 153H158L157 151L155 152V153H151L150 155H152V154H156ZM163 153H164V150H163ZM172 153V152H171ZM170 152H169V154H171ZM197 153H199V152H197ZM246 153V154H245ZM70 154V153H69ZM72 154H73V152H72ZM120 154V153H119ZM121 154H122V152H121ZM127 154V153H126ZM136 154V153H135ZM146 154V153H145ZM168 153H167V155H169ZM202 154V153H201ZM231 154V155H230ZM232 154H234V156L232 155ZM259 155V157H257L256 155ZM25 155V154H24ZM61 155V154H60ZM64 155H66V154H64ZM129 155H131V154H129ZM128 155V156H129ZM138 155V154H137ZM142 155V154H141ZM148 156H150L149 154H147ZM147 155H146V157H145V159L147 158ZM157 155V154H156ZM160 155H162L163 156V154L162 153H160ZM159 155V153H158V156H160ZM176 155V154H175ZM231 156L230 158H228L227 156ZM246 155V156H245ZM29 156H31V155H29ZM42 156V155H41ZM67 156H68V154H67ZM102 156V155H101ZM108 156V155H107ZM117 156V155H116ZM153 156V155H152ZM161 156V157H162ZM184 156V157H183ZM201 156V155H200ZM216 156V157H215ZM223 156V157H222ZM232 156L234 157L233 159H232ZM236 156V157H235ZM3 157V156H2ZM22 157V156H21ZM70 157V156H69ZM96 157V156H95ZM97 157H98V155H97ZM96 157V158H97ZM103 157H105L104 155H103ZM102 157V158H103ZM135 158H136V156H134ZM134 157H132V159H134ZM154 157V156H153ZM164 157V156H163ZM162 157V158H163ZM182 157L183 158H175V159H173V156L171 157H169V156H167L166 157V155H165V158H161V159H154V158H152V160L149 158V160H147V161H145V160H142L141 161V159H139L140 161L139 162H137V161H135L134 163H132L131 162V164H129L128 162H126L127 160H125L126 158H121V157H118V158H113V157H106L107 159L105 160V161H102V162H108L106 165H108L107 167H105L104 169H106L107 168V170H105V174H107L106 172H108V174H117V175H121L122 177H124V178H121V180L120 181H122L123 179H125V181L124 182H126L127 181V178L128 179H131L130 177H132V179L135 181H137V180H139V181H141V187H142V194H143V196H141L139 199H138V203H139V207H140V209H141V211H143L144 213H146V210H149V209H157V208H159L160 206H162V204H163V202H164V200H163V198H161V197H159V196H154V193H156V191L155 190H153V186H157V180H150V179H147V178H149V173L147 174L146 173V171L147 170H150V169H153V171H155V173L153 174V176L155 175L157 178H164V177H169V176H175V175H177V176H179L178 174L181 172V174H183V175H185V173H187V175H188V173L191 175V173H193L192 171V168H191V170L189 169V166L190 165H194L195 163H196V161L198 160V158L197 157H199L198 156V154L197 155H195L194 156V154L193 155H191V156H188V157H186L185 155H183L182 154ZM186 157V158H185ZM196 157V158H195ZM202 157H201V159H202ZM213 157H215V158H213ZM228 159H227V158ZM248 157V158H249ZM252 157V160L254 159ZM1 158V157H0ZM5 158L6 157H4V159L3 160H5ZM28 158V157H27ZM30 158V157H29ZM28 158V159H29ZM33 158L34 157H31V159L33 160ZM37 158V157H36ZM60 158H62V157H60ZM74 158V157H73ZM88 158V157H87ZM87 158H85V160H87ZM91 158V157H90ZM101 158V157H100ZM129 158V157H128ZM138 158V157H137ZM156 158V157H155ZM160 158V157H159ZM168 158V159H167ZM223 158V160H221ZM7 159V158H6ZM19 159V158H18ZM23 159V158H22ZM22 159H20V160H22ZM31 159H29V161L31 160ZM38 159V158H37ZM36 159V160H37ZM42 159V158H41ZM70 159H72V158H70ZM131 159V160H132ZM144 159V158H143ZM196 159V160H195ZM243 159V158H242ZM241 159V161H238V163L239 162H241V163H245V165H247V160H242ZM247 159V158H246ZM250 159V158H249ZM2 159H1V162L3 161ZM25 160V159H24ZM30 161V162H34V161ZM39 160V159H38ZM79 160H81V159H79ZM120 160H125V161H121V162H119ZM226 161V162H224L223 163V161ZM230 160V161H229ZM231 160H233L232 162H231ZM262 160V159H261ZM6 161V160H5ZM27 161V160H26ZM70 161V160H69ZM72 161V160H71ZM77 161V160H76ZM133 161V160H132ZM180 161V162H179ZM245 161V162H244ZM20 162V161H19ZM22 162H24V161H22ZM21 162V163H22ZM75 162V161H74ZM93 163H92V165L90 166V167H94L95 168V166H97V165H93V164H95V161H92ZM100 162V161H99ZM120 164H119V163ZM130 162V161H129ZM247 162V163H246ZM260 162V161H259ZM3 163L5 164L6 162H4L3 161ZM9 164H10V162H8ZM15 163V162H14ZM29 163V162H28ZM31 163V164H32ZM35 163V162H34ZM60 163H61V161H60ZM69 163V162H68ZM79 163V162H78ZM126 163H128V164H126ZM189 163H191V164H189ZM231 163V164H230ZM7 164V163H6ZM20 164V163H19ZM24 164H26V163H24ZM30 164V165H31ZM54 164V163H53ZM62 164V163H61ZM83 164H85V163H83ZM83 164H81L82 166H83ZM90 164H91V162H90ZM99 164V163H98ZM138 164V165H137ZM197 164V163H196ZM235 164H237V162L235 163ZM8 165V164H7ZM22 165H23V163H22ZM26 165H28V164H26ZM29 165V166H30ZM33 165V164H32ZM36 165H38V164H34V166H33V168L31 167L30 168V171L33 169H35V170H37V166ZM49 165V164H48ZM51 165V164H50ZM49 165V166H50ZM89 165V164H88ZM216 165V164H215ZM222 165H219V164H217V167H219L220 169L219 170H222V168L224 169V166H222ZM239 165V164H238ZM2 166V165H1ZM4 166V165H3ZM21 166V165H20ZM28 166V167H29ZM45 166H47V164L46 165H39V169H45V168H49L50 169V167L49 166H47V167H45ZM72 166V165H71ZM76 166V165H75ZM79 166V165H78ZM197 166V165H196ZM222 166V167H221ZM235 166V165H234ZM240 166L242 167V166H244V164H240ZM8 167V166H7ZM11 167V166H10ZM15 167H19V166H15ZM24 167V166H23ZM44 167V168H43ZM61 167V166H60ZM92 167V168H93ZM97 167H99V165L97 166ZM204 167V166H203ZM236 168H237V166H235ZM1 168V167H0ZM13 168V167H12ZM20 168H22V167H20ZM26 168V167H25ZM183 168V169H182ZM197 168H199V166L197 167ZM201 168H202V166H201ZM211 168V167H210ZM215 168V167H214ZM213 168V169H214ZM230 168V167H229ZM229 168H225V170H227V169H229ZM234 168V167H233ZM2 169V168H1ZM73 169V168H72ZM77 169V168H76ZM83 169V168H82ZM81 169V170H82ZM98 170H99V168H97ZM96 168H95V170H97ZM12 170V169H11ZM14 170V169H13ZM20 170V169H19ZM46 170V169H45ZM65 170V169H64ZM74 170V169H73ZM84 170V169H83ZM89 170H90V168H89ZM94 170V169H93ZM93 170L91 171H89V172H87V170H85L84 172L82 171V173L81 174H83L84 176H86V175H92V176H94L95 175V177L97 176V178H100V177H102V174L101 173H103V172H96V174L94 173L95 172V170H94V172H93ZM97 170V171H98ZM102 171H103V169H101ZM101 170H99V171H101ZM181 170V171H180ZM5 171V170H4ZM8 170H6V172H7ZM10 171V170H9ZM37 171H39V170H37ZM55 171V170H54ZM184 171V172H183ZM199 171V170H198ZM3 172V171H2ZM29 172V171H28ZM32 172H34V171H32ZM31 172V173H32ZM50 172V171H49ZM64 172H66V171H64ZM69 172V171H68ZM74 172V171H73ZM76 172V171H75ZM0 173H1V171H0ZM35 174H36V171L34 172ZM58 173V172H57ZM60 173V172H59ZM78 173V172H77ZM197 173V172H196ZM195 173V174H196ZM24 174V173H23ZM53 174V173H52ZM55 174V173H54ZM53 174V175H54ZM76 174V173H75ZM194 174V173H193ZM20 175H22V173H20ZM34 175V174H33ZM44 175V174H43ZM50 175V174H49ZM78 175V174H77ZM80 175V174H79ZM82 175V176H83ZM104 175V174H103ZM127 177H126V176ZM128 175H130L129 177H128ZM2 176V175H1ZM23 176V175H22ZM21 176V177H22ZM26 176V175H25ZM42 176V175H41ZM56 176V175H55ZM57 176H58V174H57ZM60 176H62V175H60ZM65 176V175H64ZM63 176V177H64ZM70 176V175H69ZM100 176V177H99ZM153 176H152V178H153ZM154 176V179H157L156 177ZM28 177V176H27ZM27 177H24L25 179H24V181H23V179H21L25 184H27V182L29 183V179H31V181H33L34 183H35V181H40V180H37L38 178L36 177V176H34V178L36 177V180H32V179H34V178H27ZM43 177V176H42ZM48 177V176H47ZM71 177V176H70ZM87 177H89V176H87ZM95 177H94V179H95ZM23 178V177H22ZM26 178H27V181H25L26 180ZM49 178V177H48ZM47 178V179H48ZM54 178V177H53ZM56 178V177H55ZM58 178V177H57ZM96 178V179H97ZM151 178V177H150ZM44 179V178H43ZM111 179V178H110ZM110 179H108V180H110ZM113 179H114V181H115V178L113 177ZM113 179L111 180V182L113 181ZM144 179H147V180H145V182L143 181ZM177 179V178H176ZM180 179V178H179ZM13 180V179H12ZM20 179L19 180H17V178L15 179V182H14V180H13V184L15 183H17L16 185H18V183H20V181H21ZM54 180H56V179H54ZM75 180V179H74ZM80 180V179H79ZM86 180V179H85ZM102 180H106L107 181V179H102ZM150 180V181H149ZM17 181V182H16ZM21 181V182H22ZM46 181V180H45ZM50 181V180H49ZM52 182H53V180H51ZM58 181V180H57ZM60 181V180H59ZM92 181V180H91ZM101 180H99L98 179V182H100ZM118 181V180H117ZM130 181V180H129ZM147 181V182H146ZM195 181H197L198 182V180H196V179H194V178H191V177H189V176H185V177H183V178H181V183H183V188H184V190H187V191H191L192 190V187H193V184H194V182ZM85 182V181H84ZM93 182V181H92ZM105 182V181H104ZM103 182V183H104ZM110 182V183H111ZM44 183V182H43ZM64 183V182H63ZM76 183V182H75ZM80 183V182H79ZM87 183V182H86ZM199 183H201V182H199ZM198 183V184H199ZM206 183H207V181H206ZM209 183V182H208ZM207 183V184H208ZM2 184V183H1ZM21 184V183H20ZM19 184V185H20ZM24 184V185H25ZM46 184V183H45ZM51 184V183H50ZM93 184V183H92ZM102 184V183H101ZM207 184H205L204 183V185H205V187H206V185ZM5 185V184H4ZM8 185V184H7ZM10 185H12V183L10 184ZM22 185H23V183L21 184V187H22ZM29 185V184H28ZM54 185V184H53ZM97 185H99V184H97ZM33 186V185H32ZM51 186V185H50ZM57 186V185H56ZM64 186V185H63ZM1 187H3V186H1ZM12 187V186H11ZM18 187V186H17ZM25 187V186H24ZM41 187V186H40ZM44 187V186H43ZM42 187V188H43ZM67 187V186H66ZM76 187V186H75ZM116 187V186H115ZM208 187V186H207ZM8 188V187H7ZM26 188L28 189V187L26 186ZM33 188V187H32ZM35 188V187H34ZM36 188H37V186H36ZM54 188V187H53ZM72 188H74V187H72ZM117 188V187H116ZM116 188H114L115 190H116ZM124 188V187H123ZM127 188V187H126ZM11 189V188H10ZM12 189H14L13 187H12ZM19 189H20V186H19ZM22 189V188H21ZM25 189V188H24ZM31 189V188H30ZM121 189V188H120ZM179 189V188H178ZM9 190V189H8ZM7 190V191H8ZM17 190H18V188H17ZM16 190V191H17ZM23 190V189H22ZM62 190V189H61ZM87 190H89V189H87ZM122 190V189H121ZM125 190V189H124ZM128 189H126L125 190V192L127 193L128 191H127ZM1 191V190H0ZM6 191V190H5ZM6 191V192H7ZM77 191V190H76ZM85 190H83V192H84ZM2 192V191H1ZM10 192V191H9ZM69 192V191H68ZM78 192V191H77ZM80 192V191H79ZM96 192H97V198L98 199H100V200H103V202H105L106 200H108V197H109V195H108V193H107V191L106 190H103V189H101V188H96ZM95 192V193H96ZM66 193V192H65ZM65 193H64V195H65ZM70 193L72 194V192L70 191ZM69 193V194H70ZM73 193L75 194V191H73ZM116 193V192H115ZM118 193V192H117ZM116 193V194H117ZM125 193V194H126ZM133 193H134V191H133ZM9 194V193H8ZM16 194V193H15ZM52 194V193H51ZM50 193L49 194H47V197H48V195H51ZM70 194V195H71ZM77 194V193H76ZM83 194V193H82ZM87 194H88V192H87ZM115 194V195H116ZM121 194V193H120ZM131 194V193H130ZM13 195V194H12ZM53 195H55V193H53ZM58 195H60V194H58ZM73 195V194H72ZM84 195V194H83ZM124 195V194H123ZM136 195V194H135ZM34 196V195H33ZM36 196V195H35ZM39 196V195H38ZM43 196V199H44V195H42ZM42 196L40 197V200H41V198H42ZM63 196V195H62ZM126 196H127V199H128V194H126ZM26 197V196H25ZM28 197H30V196H28ZM46 197V196H45ZM54 198L55 197H58V196H53ZM118 197H120L119 195H118ZM122 197V196H121ZM136 197V196H135ZM174 197V196H173ZM35 197H33V198H31V201L34 199ZM52 197L50 196V199H51ZM92 198V197H91ZM90 198V199H91ZM11 199V198H10ZM18 199V198H17ZM22 199V197H20V199L19 200H21ZM30 199V198H29ZM37 199V198H36ZM78 199V198H77ZM84 199V198H83ZM88 198L86 197V203H87V201H89V199L87 200ZM116 199H117V197H116ZM131 199V198H130ZM12 200H14V198L12 199ZM11 200V201H12ZM22 200H25V199H22ZM35 200V199H34ZM38 200H39V198H38ZM66 200V199H65ZM69 200V199H68ZM76 200V199H75ZM105 200V201H104ZM171 200V199H170ZM15 201V200H14ZM13 201V202H14ZM77 201V200H76ZM80 201H81V199H80ZM79 201V202H80ZM93 201V200H92ZM99 201V200H98ZM2 202V201H1ZM12 202V203H13ZM16 202H17V200H16ZM22 202V201H21ZM50 202V201H49ZM55 202V201H54ZM59 202H61V201H59ZM84 202V201H83ZM94 202V201H93ZM137 202V201H136ZM15 203V202H14ZM46 203H48V202H46ZM56 203V202H55ZM66 203V202H65ZM69 203V202H68ZM2 204H4L5 205V203L3 202ZM7 204V203H6ZM10 204V203H9ZM41 204V203H40ZM74 204V203H73ZM79 204V203H78ZM81 204V203H80ZM27 205V204H26ZM42 205V204H41ZM43 205H44V203H43ZM42 205V206H43ZM48 205V204H47ZM46 205V206H47ZM60 205H63V204H60ZM20 206V205H19ZM33 206V205H32ZM34 206H35V204H34ZM40 206V205H39ZM38 206V207H39ZM52 206H54V205H52ZM65 206V205H64ZM94 206H96V205H94ZM98 206V205H97ZM96 206V207H97ZM102 206H103V204H102ZM105 207H107V205H104ZM103 206V207H104ZM172 206V205H171ZM3 207H5V206H3ZM3 207H0V208H3ZM16 207V206H15ZM27 207V206H26ZM35 207H37V206H35ZM37 207V208H38ZM109 207V206H108ZM6 208V207H5ZM18 208H20V207H18V205H17V207H16V211H17V209ZM22 208H24V209H26L25 207H24V205H23V207ZM29 208H31L30 207V205H29ZM48 208V207H47ZM88 208V207H87ZM86 208V209H87ZM90 208V207H89ZM99 208V207H98ZM11 209V208H10ZM15 209V208H14ZM28 209V208H27ZM26 209V210H27ZM35 209V208H34ZM67 209V208H66ZM66 209H63V213H66V212H64V211H66ZM74 209V208H73ZM83 209V208H82ZM94 209H96V208H94ZM1 210V209H0ZM6 210V209H5ZM21 210V209H20ZM81 210V209H80ZM79 210V211H80ZM97 210V209H96ZM2 211V210H1ZM19 211V210H18ZM49 211V210H48ZM61 211V210H60ZM68 211V210H67ZM75 211H77V210H75ZM83 211V210H82ZM85 211V210H84ZM88 211V210H87ZM7 212V211H6ZM36 212V211H35ZM39 212V211H38ZM38 212H36V213H38ZM41 212V211H40ZM46 212V214L48 213L47 212V210L45 211ZM50 212V211H49ZM33 213V212H32ZM31 213V214H32ZM35 213V214H36ZM96 213V212H95ZM27 214V213H26ZM30 214V215H31ZM39 214V213H38ZM43 214H44V212H43ZM50 214V213H49ZM62 214V213H61ZM111 214V213H110ZM109 214V215H110ZM23 215V214H22ZM48 215V214H47ZM53 215V214H52ZM86 215H88V214H86ZM93 215V214H92ZM26 216V215H25ZM36 216V215H35ZM34 216V217H35ZM39 216H42V215H39ZM112 216V215H111ZM22 217H24V216H22ZM31 217H33L32 215H31ZM37 217H38V215H37ZM43 217V216H42ZM52 217V216H51ZM84 217H85V215H84ZM45 218V217H44ZM53 218V217H52ZM82 218V217H81ZM90 218H92V217H90ZM49 219H51L50 217H49ZM83 219V218H82ZM124 218H122V220H123ZM134 219V218H133ZM132 218H131V220H133ZM144 219H146V214H142V215H139L138 216V220H144ZM31 221H32V218L30 219ZM34 220V219H33ZM36 220V219H35ZM34 220V221H35ZM40 220V219H39ZM44 220V219H43ZM118 220V219H117ZM42 221V220H41ZM46 221V220H45ZM45 221H43V222H45ZM49 221H51V220H49ZM53 221V220H52ZM119 221H121V220H119ZM126 221V220H125ZM23 222V221H22ZM25 222V221H24ZM37 222H40V221H38L37 220ZM42 222V223H43ZM47 222V221H46ZM89 222V221H88ZM26 223H28V221L26 222ZM33 223V222H32ZM35 224V223H34ZM38 225L40 224V223H37ZM80 224H84V223H80ZM85 224H86V222H85ZM33 225V224H32ZM24 226V225H23ZM39 228H40V226H38ZM37 227V228H38ZM38 228V229H39ZM42 229L43 228H45V227H41ZM46 228H48V227H46ZM19 229H21V228H19ZM30 229V228H29ZM37 229V230H38ZM10 230V229H9ZM14 232L12 233L13 235L15 234V231L16 230H18V229H16V230H14V229H12ZM24 230V229H23ZM23 230H21V231H23ZM31 230H32V228H31ZM30 230V231H31ZM36 230V229H35ZM35 230H33L35 233H39V232H36ZM45 230V229H44ZM50 230V229H49ZM48 230V231H49ZM3 231H7V230H2V232L1 233H3ZM25 231H26V228H25ZM41 231H43V230H41ZM51 231V230H50ZM49 231V233H51ZM53 231H55V229L53 230ZM57 232H58V230H56ZM17 232V231H16ZM24 232V231H23ZM23 232H21V233H23ZM29 232V230L27 231V233ZM57 232H56V234H57ZM18 233V232H17ZM19 233H20V231H19ZM18 233V234H19ZM20 233V234H21ZM24 233H26V232H24ZM23 233V235H25ZM31 233H32V231H31ZM34 233V234H35ZM42 233V232H41ZM46 233L48 234V232L46 231ZM7 234H9L8 233V231H7ZM12 234H9L8 236H10V235H12ZM7 236V235H5V234H2V237H4V236ZM28 235H30V234H28ZM28 235H25V236H28ZM41 235V234H40ZM39 235V236H40ZM50 235V234H49ZM54 235V234H53ZM58 236H59V234H57ZM21 235H19V237H20ZM31 236V235H30ZM36 236V238L38 237V235H35ZM35 236H33L34 238H35ZM55 236V235H54ZM1 237V236H0ZM1 237V238H2ZM14 237V236H13ZM12 237V238H13ZM21 237H23V236H21ZM32 237V236H31ZM43 237V236H42ZM56 238H57V236H55ZM55 237H52L51 238V235H50V237H48L49 238V240L50 239H53V238H55ZM4 238H6V239H8V237H4ZM10 238V237H9ZM16 238V237H15ZM30 238V237H29ZM28 238V239H29ZM46 238V237H45ZM45 238H43V240L45 239ZM56 238H55V240H56ZM3 239V238H2ZM17 239V238H16ZM15 239V240H16ZM25 239H26V237H25ZM28 239H26V240H28ZM63 240H64V238H62ZM9 240H11L12 241V239L10 238ZM19 240V239H18ZM22 240V239H21ZM25 240V242H27ZM4 241H6V240H4L3 239V241L2 242H4ZM8 241V240H7ZM10 241V242H11ZM14 241V240H13ZM20 241V240H19ZM24 241V240H23ZM31 241H35V239L34 240H32L31 239ZM38 241H40V240H38ZM46 241H47V239H46ZM50 241H52V240H50ZM49 241V243H51ZM53 241H54V239H53ZM59 241V240H58ZM61 241V240H60ZM68 241V240H67ZM9 242V243H10ZM25 242H24V245H25ZM36 242H37V239H36ZM55 242V241H54ZM57 242V241H56ZM65 242V241H64ZM64 242L63 243H60V245H62V244H64ZM6 245H7V242H4ZM13 243V244H12ZM10 245H13V247H14V245L15 246H18V244L16 245V243H15V241L14 242H12ZM18 243V242H17ZM20 243H22V242H20ZM29 243H31V242H29ZM29 243H28V245H29ZM34 243V242H33ZM38 243H40V242H38ZM47 243H48V241H47ZM59 243V242H58ZM66 243V242H65ZM79 243H81V242H79ZM23 244V243H22ZM22 244H19L20 246L22 245ZM45 244V243H44ZM68 244V243H67ZM74 244H76V243H73V245ZM2 246L4 245L3 243L1 244ZM28 245H25V246H28ZM32 246H33V244H31ZM31 245H29L28 246V249L30 248V246ZM35 246L36 245H38V244H34ZM52 245H53V243H52ZM54 245H56V244H54ZM78 245V244H77ZM76 245V246H77ZM1 246V247H2ZM23 246V245H22ZM31 246V248H33ZM38 246H40V245H38ZM41 246H42V248H43V243L41 244ZM57 246V245H56ZM63 247H64V245H62ZM82 246V245H81ZM0 247V248H1ZM6 247V246H5ZM19 247V246H18ZM55 247V246H54ZM61 247V246H60ZM67 247V246H66ZM37 248V247H36ZM40 248V247H39ZM49 248V247H48ZM74 248H75V246H74ZM4 249V248H3ZM9 249H10V247H9ZM12 249V248H11ZM10 249V251H12ZM14 249V248H13ZM17 249H19V248H17ZM20 249H21V247H20ZM27 249V248H26ZM53 249V248H52ZM62 249V248H61ZM67 249V248H66ZM76 249V248H75ZM78 249H80V248H78ZM4 250H6V249H4ZM15 250V249H14ZM13 250V251H14ZM22 250V249H21ZM21 250H18V251H20L21 252ZM23 250H24V248H23ZM62 250H64V249H62ZM69 250H71V249H69ZM82 250H83V248H82ZM82 250H78V252L77 253H79V251H81L80 253H82L83 251ZM1 251V250H0ZM7 251H8V249H7ZM7 251H6V253H7ZM32 251H33V249H32ZM52 251V253H53V251L55 252V250L53 249V250H51ZM66 251V250H65ZM85 251V250H84ZM2 252V251H1ZM14 252H16V251H14ZM23 252V251H22ZM71 252V251H70ZM3 253V252H2ZM10 253V252H9ZM26 253V252H25ZM24 253V254H25ZM29 253H31V252H29V250H27V254H29ZM16 255H17V253H15ZM54 254V253H53ZM61 254V253H60ZM63 254V253H62ZM67 254V253H66ZM65 254V255H66ZM8 255V254H7ZM6 256V255H5ZM9 256V255H8ZM18 256V255H17ZM25 256H26V254H25ZM29 256V255H28ZM85 256V255H84ZM10 258L11 257H16V256H9ZM80 257V256H79ZM81 257H83V255H81ZM24 258H27V257H24ZM260 264H262L261 262H260Z\"/></svg>","mask_w":264,"mask_h":264}]
</instances>
